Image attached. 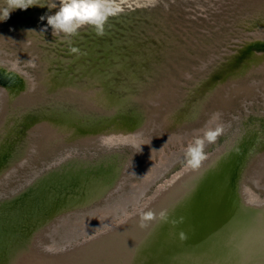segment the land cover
I'll return each mask as SVG.
<instances>
[{
    "label": "bare ground",
    "instance_id": "bare-ground-1",
    "mask_svg": "<svg viewBox=\"0 0 264 264\" xmlns=\"http://www.w3.org/2000/svg\"><path fill=\"white\" fill-rule=\"evenodd\" d=\"M245 30L253 28L249 25ZM250 34L254 39L249 42L264 47V22ZM0 36V132H11L16 123L26 124L28 131L18 146L16 162H11L10 170L0 173L10 176L21 168L28 173L26 184L20 187L18 183L14 194L0 201V264H125L126 259L130 263L139 246L138 252L149 253L152 258V249L165 250L167 242L171 245L162 259L141 264H264V197L256 196L243 176L244 168L254 161L249 162L254 147H262L264 137L260 139L254 124L241 132L240 125L236 126L243 109H264L263 57L249 52L245 61L248 64L217 82L222 90L214 84L207 86L204 100L196 97L191 111L182 118L171 109L174 101L181 99V93L162 84L148 95L129 92L121 99L108 92L95 74L91 77L94 82L83 87L67 82L57 87L41 75L31 79L17 65L24 54L17 51L19 56L9 57L2 47L14 49L4 42L10 36ZM186 76L192 78L189 73ZM47 90H57L68 101L79 100L80 107L74 106V111L63 116H54L46 108L33 115L26 114L25 109L18 117L9 115L20 103L30 108ZM128 97L140 107L129 116H120L129 105V101L124 103ZM207 101L211 102L208 110ZM200 111L205 112L204 119ZM214 113L221 115L212 121ZM194 120L205 126H189L196 135L197 131L203 135L207 128L217 126L222 127L220 135H224L233 131L228 129L234 122L237 135L227 133L221 147L208 149L214 151L199 168L186 164L148 194L150 186L163 178L174 162L162 150L168 162L153 161L152 168L143 165L138 171V160L120 158L118 148L124 143L138 148L148 142L146 135L165 141L176 134L171 128ZM71 149L75 150L73 154ZM13 150L12 139L0 137V165L15 157ZM78 151L83 155L78 156ZM184 151L185 148L179 153L174 150L172 154L184 156ZM96 154L99 156L94 158ZM46 155L51 159L38 165L37 160ZM263 155L260 158L264 159ZM255 162L254 173H259ZM135 176L138 179H130ZM147 211L155 212L152 219H144L142 214ZM161 212L166 213V218L160 217ZM73 216L86 219L73 221ZM100 227L104 230L96 235L82 241L75 238ZM152 241L155 247L144 248ZM198 247L206 248L205 255L197 256Z\"/></svg>",
    "mask_w": 264,
    "mask_h": 264
},
{
    "label": "rangeland",
    "instance_id": "rangeland-1",
    "mask_svg": "<svg viewBox=\"0 0 264 264\" xmlns=\"http://www.w3.org/2000/svg\"><path fill=\"white\" fill-rule=\"evenodd\" d=\"M51 3L53 0H34V6L26 10L16 9L6 20H2L6 3L5 0H0V34L8 31L7 34L10 36L14 33V38L4 41L10 43L14 49L3 45L2 51L11 58L19 56L16 55L17 51L24 54L22 56L24 59H18L17 65L20 70L26 72L25 74L31 79H36L39 75L46 76L57 84V87L59 83L63 85L66 82L79 87L90 85V81L94 82L91 77L95 74V78L101 83L105 81V87L109 85V88H106L112 94L122 99L129 92L148 95L149 91H156L162 84L181 93V99L174 101L171 109L173 114L183 118L184 114L191 111V107L197 101L196 97L200 96L201 100H204V90L207 86L214 84L217 89L222 90V86L217 82L224 80V75L241 67L249 52L264 58V47L257 46V42H247L246 45H242L246 46L243 49H230V46L239 47L237 44L245 40L250 41V37L254 39L250 33L264 22V0H116L117 6L122 11L117 16L109 18L103 36L97 35L92 27L85 26L74 37H66L63 33L53 36L46 17L54 15L58 9H49L47 5ZM41 16H45V19L41 20ZM246 22L249 24L246 25ZM249 25L253 30H245ZM73 48L77 51L73 52ZM216 56L220 59L215 60ZM30 60L34 63L29 62ZM102 73L105 75L102 76ZM186 73L192 78L186 76ZM179 81L183 84L176 83ZM227 83L230 84V80ZM44 93L42 99L30 108L26 109L20 103L9 115L12 118L18 117L24 109L26 114L33 115L36 111L46 108L52 110L54 116H63L67 112L74 111L73 107L79 102V100L74 102L64 99L57 90H47ZM125 100L124 103L128 101ZM210 106L211 102L207 101L206 109L208 110ZM139 107L138 103L131 101L124 107L120 116L125 114L129 116L128 113ZM198 114L201 119L205 118V112L200 111ZM200 120L171 128L176 134L165 141L146 135L149 138L148 142L139 144L138 148L131 143H124L118 148L120 158L134 157L138 160L136 164L138 171L143 165L152 168L153 161L157 164H160L161 160L168 162L162 155V150L169 155L168 160L174 162L169 168V173L167 172L163 178L156 180L150 186L148 194L151 195L162 180L168 179L186 165L184 156H175L172 153L174 150L175 153H179L181 149H186L189 144L187 139H190L191 143L202 135L199 133L201 131H197L198 135H196L192 128H189V126L205 127ZM263 122L264 109L250 106L247 112L242 110L236 126L240 125L239 132H241L254 124L253 128L257 129L262 139ZM234 124L235 122L228 129L230 131L233 128V131L219 135L216 144L205 145L206 156L214 151L208 149L223 145L227 133L228 136H232L233 132L234 136L237 135ZM182 127L186 128L179 131ZM26 128V124L16 123L11 126V132H0L1 138L12 139L15 155L11 161L1 162V174L10 170L12 163L16 162L19 155L18 146L24 142V136L28 132ZM254 149L249 162L254 161L244 168L243 176L246 177V184L256 196L264 197V187L260 188L256 185V183L264 184V159L259 156L264 153V145ZM74 151L71 149L70 152L73 154ZM67 152L68 149L64 151L65 154ZM77 153L78 156L83 155L81 151ZM98 156L96 154L94 158ZM174 157L177 158L176 161ZM49 159L51 157L46 155L43 159L37 160V163L45 165ZM257 159L259 161H256ZM254 162L256 168L260 169L259 173H254L257 170H253ZM24 171L21 168L13 175L0 176V201L11 197L18 183L20 187L26 184L28 173ZM130 179H138V177ZM73 217V221L86 219L82 216ZM103 230L100 227L89 231L84 237L75 238L82 241L85 237H91ZM70 242L74 243V239Z\"/></svg>",
    "mask_w": 264,
    "mask_h": 264
},
{
    "label": "clouds",
    "instance_id": "clouds-1",
    "mask_svg": "<svg viewBox=\"0 0 264 264\" xmlns=\"http://www.w3.org/2000/svg\"><path fill=\"white\" fill-rule=\"evenodd\" d=\"M6 9L3 12L2 20H6L10 13L16 9L26 10L34 6V0H5ZM49 9H58L54 15H47V25L51 27L53 36L63 33L66 37H74L79 34L82 27H92L97 35L105 34V26L110 17L120 14L122 9L117 6L116 0H53L47 5ZM41 20L45 16L40 17ZM46 30V29H45ZM73 52L77 51L75 48ZM220 113H214L212 121L218 120ZM222 131L221 126L207 128L202 136L196 137L189 143L184 151V161L193 169L200 167L201 162L207 156L204 151L206 143H213ZM144 219H152L154 213L144 212ZM160 217L166 218V213L161 212ZM143 226V224L141 225ZM48 250V249H46Z\"/></svg>",
    "mask_w": 264,
    "mask_h": 264
},
{
    "label": "water",
    "instance_id": "water-1",
    "mask_svg": "<svg viewBox=\"0 0 264 264\" xmlns=\"http://www.w3.org/2000/svg\"><path fill=\"white\" fill-rule=\"evenodd\" d=\"M6 31V30H5ZM6 33H8V31H6ZM10 36L11 37H8L7 39H9V38H14L15 36H14V33L11 35L10 34ZM251 39H252V37H250ZM13 41V40H12ZM247 42H249V40H245V42H243V43H239V44H237V43H234V44H237L239 47H236V46H230V49L231 50H238V49H243L244 47H246V46H242V45H246L247 44ZM233 45V44H232ZM256 49H257V47L256 48H254V52L256 51ZM238 52V51H237ZM239 54V53H238ZM225 55V54H224ZM228 55H232V53H228ZM82 58V57H81ZM218 60V59H220L219 57H217L216 56V58H215V60ZM243 63H245V64H248V63H246L245 61H243ZM242 63V64H243ZM105 75V73H102V76H104ZM102 83L104 84L105 83V81H102ZM107 88H109V85L108 86H106ZM108 90V92H110L109 91V89H107ZM129 95V94H128ZM128 95H125L124 97H127ZM117 96V95H116ZM127 99V98H126ZM129 102H131V101H133V102H135V100L134 99H132V98H129L128 97V99H127ZM136 103V102H135ZM169 173V172H168ZM162 205V204H161ZM157 210V209H156ZM155 210V211H156ZM155 213V212H154ZM127 230H129V228L127 229ZM90 231H92V230H90ZM170 238L173 240L174 239V233L173 234H171L170 235ZM222 240H224V238L222 239ZM222 242V241H221ZM155 242H153L152 241V243L150 244V245H148V246H144V248L145 247H155V246H153V244H154ZM171 242H167L166 243V245L167 246H165V250H161V251H159L158 252V249H152V248H150V249H152L155 253H154V256L151 258V256H149V253H141V251L140 252H138L140 249H139V247H138V249H137V252L136 253H133L134 255H131V257H130V263H129V261L126 259L125 260V264H141V263H143V261H145V260H150V261H153V262H156V261H158L159 260V258L160 259H162L163 257H164V255H165V253H167L168 252V249H169V247H170V244ZM231 244H233V245H235V243L234 242H232ZM211 245V244H210ZM230 245V244H229ZM141 249H143V248H141ZM206 248L205 247H198V252L195 250V249H193L195 252H197V256H201V255H205L204 253H206V250H205ZM116 251H118V249L116 250ZM122 251H125V250H122ZM201 252H203V253H201ZM147 254V255H146ZM144 255H146V256H144ZM97 257H99L100 258V255H98ZM124 258H127L128 257V255H125V256H123ZM201 259H203V258H199V260H201ZM186 261V260H185ZM218 263V262H217ZM216 262L215 263H213V264H217ZM62 264H68V261H66V262H62ZM96 264H98V262H96ZM106 264H108V263H106ZM155 264V263H154ZM187 264V263H186ZM211 264H212V262H211Z\"/></svg>",
    "mask_w": 264,
    "mask_h": 264
}]
</instances>
